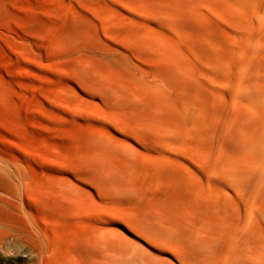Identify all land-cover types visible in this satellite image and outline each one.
<instances>
[{
	"label": "bare ground",
	"instance_id": "1",
	"mask_svg": "<svg viewBox=\"0 0 264 264\" xmlns=\"http://www.w3.org/2000/svg\"><path fill=\"white\" fill-rule=\"evenodd\" d=\"M89 1L94 15L101 21L100 25L91 16L71 19L78 24L89 21L95 25L96 35L101 41L119 40L118 34L120 30H124L121 32L122 43L157 55L159 62L164 65L157 66L156 77L167 88L168 94L171 89L176 98L195 104L199 119L197 122L203 123L206 129L199 137L185 141H180L172 131L165 130L155 142L157 154L167 156L165 160L157 161L140 153L148 152L149 148L143 144L138 145L123 124L120 123V130L114 126L111 109L96 106L82 108L75 105L73 110L80 118H93L100 122L99 130L92 135L90 144L100 146L106 142L109 148L102 157L89 163L88 168L96 174L98 169L108 167L105 174L111 184L115 178H122L124 173L130 172L124 170V167H137L148 174L150 181L156 179L163 184L165 189L162 192L169 202V207L165 206V212L163 210L164 213L159 214L161 229L157 230L155 223L158 222L151 214H147L144 221L142 219L135 224L130 218L125 219L119 211L116 198L112 200L113 206L105 208L102 195L96 199L89 190L80 186L87 187L86 184L79 183L74 196L65 195V199L82 211V233L92 234L93 241H97L100 248H111V253L117 256L115 259L118 264H150L154 258L150 253L175 259L172 252L188 264H249L251 256L261 259L264 256V162L260 159L261 150L264 149V0H209L213 5L208 9L211 22L206 27L205 22L201 25L217 37L219 42L216 53L221 58L232 55V59L227 60L228 65H225L227 70L219 76L212 73L208 64L203 61L187 63L182 62L179 57L184 47L194 50L195 45L184 43L178 35V29L188 26L191 16L194 17L188 9H195L196 3L206 0H179V6L182 10L186 8L187 12L183 10L177 18L167 9L162 12L154 8L155 17L150 19L148 7L142 4L138 8L134 6V0H127L126 6L122 7L121 0ZM164 1L169 3L173 0ZM250 4L255 16L248 9ZM164 16L169 19L174 17L169 24V31L177 41H172L164 33L148 31V25L153 30L154 27L163 25L165 20L161 21L159 18L164 19ZM194 64L203 66V70H199L201 73L193 68ZM234 68L239 75L234 74ZM178 72L185 76L183 80L177 78ZM106 81L111 84L113 82L108 79ZM115 92L117 95V90ZM168 94H164V99L169 104L170 117H186L190 110L172 105V98ZM124 98L126 97H122ZM128 99L125 105H128ZM213 113L218 114L219 122L216 123V133L210 135ZM226 115L229 116V122L223 128L221 120ZM121 133L127 137L126 140L120 138ZM217 143L222 150L241 151L249 155L251 160L248 163L232 160L223 162L213 155ZM15 173L19 179L17 180L22 183L27 179L36 180L33 170L26 172L16 168ZM198 173H203L205 179L202 180ZM225 178H231L234 186L243 191L239 200L221 186ZM98 179L97 176L94 179L97 184ZM217 179L220 182L214 183ZM3 182L5 181L0 176V183ZM26 186L22 190H11L13 197H18L21 205L43 212L45 216L54 215L57 204H61L37 198L30 187ZM88 197L91 201H88ZM151 207L153 202L148 201V209ZM163 207L164 205L161 208ZM1 208L9 213L13 224L8 231L0 229V247H6L9 252L15 253L20 244H26L33 257L50 264L55 257L54 251L45 259L44 248L55 247L54 235L58 241H62L59 225L45 216L40 221L32 215L26 218L18 210L17 204L3 198H0ZM118 222L123 223L129 233L114 228ZM109 227L112 228L108 229ZM106 230L111 233L107 235ZM6 240L9 241L7 244ZM153 244L171 251H162L161 247L154 248ZM257 250H260L258 254L255 253ZM163 264H167V261Z\"/></svg>",
	"mask_w": 264,
	"mask_h": 264
},
{
	"label": "rangeland",
	"instance_id": "2",
	"mask_svg": "<svg viewBox=\"0 0 264 264\" xmlns=\"http://www.w3.org/2000/svg\"><path fill=\"white\" fill-rule=\"evenodd\" d=\"M121 1V7L128 3L127 0ZM132 2L138 8L142 4L148 7V19L155 17L156 8L162 12L169 10L175 18L183 10L187 12L186 8L182 10L179 6V0L169 3L164 0ZM89 4V0H0V176L5 181L0 183V198L17 204L24 217L36 216L39 221L45 214L21 205L11 190H22L27 185L37 198L61 204H57L54 215L45 216L59 225L58 231L62 236V241H58L54 235L55 247L44 248L45 259L54 251V261L51 259L50 264H82L85 259L87 264H118L111 248L101 249L97 241H93L92 234L82 233V211L65 199V195L74 196L79 183L86 184L87 187L80 186L89 190L96 199L102 195L105 208L113 206L112 200L116 198L119 211L135 224L151 214L158 222L155 223L157 230L161 229L159 214L165 212V206L169 207L168 197L162 192L165 189L163 184L156 179L150 181L148 174L137 167H124L130 172L124 173L122 178H115L111 184L105 174L108 167L98 169L96 174L88 168L89 163L102 157L109 148L106 142L100 146L90 144L100 122L93 118H80L73 110L75 105L111 109L114 126L120 130V123L123 124L138 145L149 148L148 152L140 153L157 161H163L167 156L157 154L155 142L165 130L172 131L180 141H185L199 137L206 129L203 123L197 122L195 104L176 98L171 89L168 94L167 88L156 77L157 66L164 65L157 55L122 43L121 32L124 30H120L119 40L101 41L96 35L95 25L89 21L78 24L71 19L91 16L100 25V19L94 15ZM212 6L206 0L196 3L195 9H188L194 17L191 16L188 26L178 29V35L184 43H193L195 47L194 50L184 47L179 57L187 63L203 61L212 73L219 76L227 70L225 65H228L227 60L232 59V55L221 58L216 53L217 37L202 26L204 22L205 27L210 24L208 9ZM248 9L255 16L251 4ZM173 18H159L165 20L163 25L154 27V30L148 25V31L164 33L172 41H177L169 31ZM192 66L198 71L203 70L202 65ZM234 69V74L239 75ZM176 76L179 80L185 78L181 72ZM107 79L113 81L112 84H108ZM113 90H117L118 94ZM164 94L170 95V103L175 107L190 110L188 115L175 119L170 117L171 110ZM124 96L125 100L122 99ZM121 99L124 102L128 99V105ZM217 115L212 114L210 135L216 133ZM221 121L225 128L229 116H224ZM119 135L127 139L124 134ZM213 155L223 162L248 163L251 160L241 151L222 150L219 143ZM16 168L35 171L36 180L18 181ZM96 176L99 177V184L94 181ZM88 201H91L90 197ZM148 201L153 202L151 209H148ZM118 223L114 228L129 233L123 223ZM12 224L9 213L1 208L0 229L8 231ZM106 231L107 235L111 233ZM193 235L196 236V233ZM251 257L249 264H264V256L261 259ZM35 259L37 264H45ZM153 259L150 264H153Z\"/></svg>",
	"mask_w": 264,
	"mask_h": 264
},
{
	"label": "snow or ice",
	"instance_id": "3",
	"mask_svg": "<svg viewBox=\"0 0 264 264\" xmlns=\"http://www.w3.org/2000/svg\"><path fill=\"white\" fill-rule=\"evenodd\" d=\"M260 159L264 162V149L261 150ZM201 179H205L203 173H198ZM214 183H219V179L214 180ZM222 187H225L229 193L236 199H240L243 195V191L234 186L231 178H225V182L222 183ZM9 241H5L7 244ZM154 248L161 247L162 251H171L170 249H164L159 245H152ZM150 255L154 256L153 264H163L166 260L167 264H188L187 261H181L175 252H172V257L175 259H168L167 257L155 256L153 253ZM0 264H37L36 259L33 257L32 251L29 250V246L26 244H20L18 250L15 253L9 252L6 247H0ZM82 264H87V260H83Z\"/></svg>",
	"mask_w": 264,
	"mask_h": 264
}]
</instances>
